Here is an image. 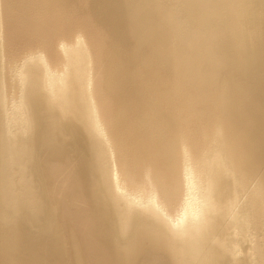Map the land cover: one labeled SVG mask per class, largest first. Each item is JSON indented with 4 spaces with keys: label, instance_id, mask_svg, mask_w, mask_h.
I'll return each instance as SVG.
<instances>
[{
    "label": "bare ground",
    "instance_id": "obj_1",
    "mask_svg": "<svg viewBox=\"0 0 264 264\" xmlns=\"http://www.w3.org/2000/svg\"><path fill=\"white\" fill-rule=\"evenodd\" d=\"M0 264H264V0H0Z\"/></svg>",
    "mask_w": 264,
    "mask_h": 264
},
{
    "label": "water",
    "instance_id": "obj_2",
    "mask_svg": "<svg viewBox=\"0 0 264 264\" xmlns=\"http://www.w3.org/2000/svg\"><path fill=\"white\" fill-rule=\"evenodd\" d=\"M176 48H174L173 46H171V50H175ZM240 81H243L244 79H246V76H242V77H239ZM231 81V80H229Z\"/></svg>",
    "mask_w": 264,
    "mask_h": 264
}]
</instances>
